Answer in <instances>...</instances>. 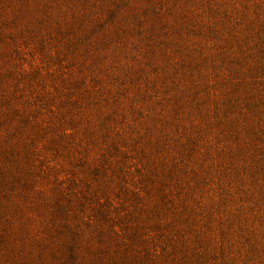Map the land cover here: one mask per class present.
Here are the masks:
<instances>
[{
    "label": "rangeland",
    "instance_id": "374dc122",
    "mask_svg": "<svg viewBox=\"0 0 264 264\" xmlns=\"http://www.w3.org/2000/svg\"><path fill=\"white\" fill-rule=\"evenodd\" d=\"M0 264H264V0H0Z\"/></svg>",
    "mask_w": 264,
    "mask_h": 264
}]
</instances>
